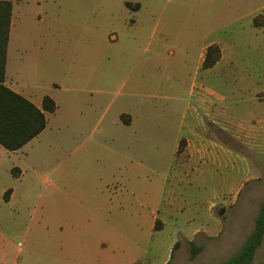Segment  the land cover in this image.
I'll list each match as a JSON object with an SVG mask.
<instances>
[{
  "label": "rangeland",
  "instance_id": "1",
  "mask_svg": "<svg viewBox=\"0 0 264 264\" xmlns=\"http://www.w3.org/2000/svg\"><path fill=\"white\" fill-rule=\"evenodd\" d=\"M21 5L7 77L41 85L58 109L16 158L0 152V264H222L236 256L264 202V0ZM211 45L220 58L204 70ZM86 88L109 97L94 107ZM131 111L144 114L147 130L123 124ZM192 126L217 145L193 163L196 182L187 185L172 151L184 150ZM3 188L16 190L11 204ZM182 195L184 213L182 199L167 202ZM157 217L167 224L157 221L155 232ZM192 244L200 247L194 259ZM252 264H264V237Z\"/></svg>",
  "mask_w": 264,
  "mask_h": 264
},
{
  "label": "trees",
  "instance_id": "2",
  "mask_svg": "<svg viewBox=\"0 0 264 264\" xmlns=\"http://www.w3.org/2000/svg\"><path fill=\"white\" fill-rule=\"evenodd\" d=\"M12 3L0 0V146L9 152H15L42 133L46 127L44 113L32 103L4 86L6 51L11 24ZM220 52L217 46L206 49L202 63L204 70L210 69L219 61ZM54 101L45 97L43 110L53 113ZM157 227V223L155 228ZM264 237V202L261 204L254 228L245 240V244L236 256L222 264H252L255 253ZM178 246L175 243L173 250ZM190 258L194 259L200 247L191 245Z\"/></svg>",
  "mask_w": 264,
  "mask_h": 264
},
{
  "label": "crops",
  "instance_id": "3",
  "mask_svg": "<svg viewBox=\"0 0 264 264\" xmlns=\"http://www.w3.org/2000/svg\"><path fill=\"white\" fill-rule=\"evenodd\" d=\"M8 1H10L12 3V14H11V24H10V31H9V39H8L7 51H6V67H5L4 86L6 88L10 89L11 91H13L14 93L20 95L21 97H23L24 99H26L27 101L32 103L36 108L41 110L44 113V116H45V119H46V127H47V124H48L47 115H53L56 112V110L58 109L56 100L52 96L51 97L53 99L51 97H49L46 93L42 92L41 91V89H42L41 85H31L29 83L28 84L27 83H22L23 79H21V77H11V76L7 77L8 76V63H9V50L12 49L11 48L12 47L11 40L13 39L12 38V36H13L12 34L14 33V29H15V27H14L15 18H17V16L15 15V9H16V7H18V9L20 10V6H22L21 4L25 0L23 2L21 0H8ZM16 4H18V5H16ZM125 6L130 8V3H125ZM22 8H24V5L22 6ZM134 11H136V10H134ZM18 17L20 18L21 16H18ZM20 23H21V18L18 19V24H20ZM28 41H29V38H28ZM10 44H11V47H10ZM28 45L32 46L33 49H34V47L35 48L37 47L35 45L34 41L28 42ZM15 51H18V49L15 48ZM88 89L89 88H86V89H82L80 91L82 93L86 94V95H90L91 97L93 95H96V101H95L96 105L94 107H96L97 105L99 107L101 105V103H102V99L109 97V92H106L104 90H101V89H96V90L90 89V90H88ZM45 97H49V98H51L54 101L56 109H55V111L53 113H49V112H46V111L43 110V99ZM191 97H194L193 92L191 93ZM141 104H142V102H140L138 104V108L141 107ZM194 104H195L194 102H192V103L188 102V104L186 106L187 111L189 109H191L192 113H191L190 116H191V119H192V123H195L194 122L195 121ZM120 119L123 122V124L127 125L130 129H132L134 131H141V130L145 131L148 128V126L146 124V121H145L144 114H141L140 111L139 112H132L131 111V112L127 113V114H122L120 116ZM46 127H45V129H46ZM192 129H193V126L188 131V136L186 137V147L184 148V150L181 153H178V150H179L178 149V145L177 146L175 145V147H174V149L172 151L173 152L172 153L173 158L175 157L176 158L175 160H177V161L181 160L183 162L182 163L183 164L182 167H184V170L181 173V176H183L186 179L187 185L191 184L189 181H191L192 183L196 182L195 181V175H194L195 173H194V170H193V163H195L196 161H201V160L203 161V160H205V158L207 159L208 156H210V154H213V156H214L215 152H216L215 151L216 150V145H217L216 142L213 141V140H208L206 138H196L194 130H192ZM33 140H31L25 146H23L21 149L15 151V152H9V151L5 150L3 147L0 146V152L5 154L8 158H9L10 155L13 156V158H14L15 156H17L18 152L23 150ZM178 144H179V142H178ZM229 154H232V153H229ZM16 168L20 170L19 167L12 165V166H10L8 168V171L13 174V171ZM179 173L180 172L177 171L171 176L174 181H176L178 176H180ZM22 174H23L22 170H20V174L18 176L17 175L14 176V177L17 178V179H20ZM165 180H166V182H169V177L165 178ZM44 183H46L48 185V187L53 186V182H50V181H48L46 179L44 180ZM3 191H4L3 200H4V202L6 204H11L17 198L16 190L14 188H6V189L3 188L2 192ZM183 195L180 198H176V199L173 198L171 200L168 199L167 202L170 203V204H168L169 207L173 208V205L175 204V202L179 201L180 199H182V203L178 207L180 212L184 213L185 210L190 208V204L186 201V197L183 196ZM215 205H216V202L211 203L210 204V210L212 208H214ZM164 214L165 213L163 212L162 213L163 217H166V214L165 215ZM163 217L162 218L157 217L155 219L154 227H153V230L155 232L156 231H160V230H157L155 228V225H156L157 221H160L164 226L167 224L166 218H163ZM191 220L192 219H190V217L186 218V222H190ZM163 229H161V230H163ZM106 246H107V244H105V243L101 244V247H106ZM171 253H172V251H171ZM138 258H140V257H138ZM138 258H135L131 262L128 261L125 264H134L138 260ZM167 262H168L167 260H164L163 264H167Z\"/></svg>",
  "mask_w": 264,
  "mask_h": 264
},
{
  "label": "water",
  "instance_id": "4",
  "mask_svg": "<svg viewBox=\"0 0 264 264\" xmlns=\"http://www.w3.org/2000/svg\"><path fill=\"white\" fill-rule=\"evenodd\" d=\"M223 213H224V209H222V210L219 212V215L221 216V215H223Z\"/></svg>",
  "mask_w": 264,
  "mask_h": 264
}]
</instances>
